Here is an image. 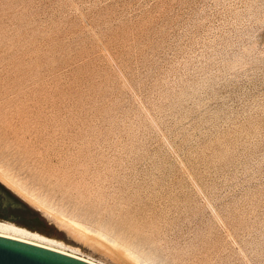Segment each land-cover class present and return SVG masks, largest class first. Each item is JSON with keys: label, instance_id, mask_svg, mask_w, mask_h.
Instances as JSON below:
<instances>
[{"label": "rangeland", "instance_id": "rangeland-1", "mask_svg": "<svg viewBox=\"0 0 264 264\" xmlns=\"http://www.w3.org/2000/svg\"><path fill=\"white\" fill-rule=\"evenodd\" d=\"M0 222L99 264H264V0H0Z\"/></svg>", "mask_w": 264, "mask_h": 264}, {"label": "water", "instance_id": "water-1", "mask_svg": "<svg viewBox=\"0 0 264 264\" xmlns=\"http://www.w3.org/2000/svg\"><path fill=\"white\" fill-rule=\"evenodd\" d=\"M0 264H95L43 245L0 234Z\"/></svg>", "mask_w": 264, "mask_h": 264}, {"label": "bare ground", "instance_id": "bare-ground-1", "mask_svg": "<svg viewBox=\"0 0 264 264\" xmlns=\"http://www.w3.org/2000/svg\"><path fill=\"white\" fill-rule=\"evenodd\" d=\"M74 224L77 225V226H78V225L81 226L80 224H77V223H75V222H74ZM10 228H12V229H14V230H17V231H19V232H22V233H26V232H27V231H25V230H23V229H15L13 226H9V225H6L5 223H1V222H0V234H2V235H6V236H10V237H14V238H18V239H21V240L29 241V242H32V243H36V244H39V245H43V246H46V247H50V248H52V249H56V250H59V251H62V252H65V253H68V254H71V255H74V256H77V257L83 258V259H85V260L91 261V262H93V263H95V264H99V263H96V262H94V261H92V260L86 259L85 257L79 256V255L74 254V253H71V252H68V251H66V250H63V249H60V248H56V247H54V246H51V245H48V244H45V243H42V242H38V241H35V240H31V239H27V238H24V237H21V236H17V235H15V234L8 233L6 230H8V229H10ZM82 229H83V228H82ZM28 233H29V232H28ZM32 235H34V236H38V237L43 238V239H47L46 237L41 236V235H39V234H37V233H33ZM101 237H102V236H101ZM104 239H105V238H104Z\"/></svg>", "mask_w": 264, "mask_h": 264}, {"label": "trees", "instance_id": "trees-1", "mask_svg": "<svg viewBox=\"0 0 264 264\" xmlns=\"http://www.w3.org/2000/svg\"><path fill=\"white\" fill-rule=\"evenodd\" d=\"M37 223H39L43 228H49V229H53L54 227L51 224H48L46 221L44 220H38ZM34 228V227H31ZM37 230V229H36ZM38 231H40L41 233L47 234L45 233L42 229L38 228Z\"/></svg>", "mask_w": 264, "mask_h": 264}]
</instances>
